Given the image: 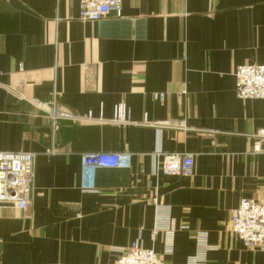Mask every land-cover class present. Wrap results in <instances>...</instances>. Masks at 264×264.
<instances>
[{"label":"crops","instance_id":"crops-1","mask_svg":"<svg viewBox=\"0 0 264 264\" xmlns=\"http://www.w3.org/2000/svg\"><path fill=\"white\" fill-rule=\"evenodd\" d=\"M78 11L77 0H0V151L34 154L30 207L0 204V264H113L134 240L187 264L197 231L215 247L209 263L264 264L229 229L239 201L264 193V99L239 98L234 76L264 64V0H122L96 21ZM96 152L130 164L97 168L83 190ZM172 152L193 154L192 175L154 172ZM153 196L187 226L170 255L151 237Z\"/></svg>","mask_w":264,"mask_h":264},{"label":"built area","instance_id":"built-area-1","mask_svg":"<svg viewBox=\"0 0 264 264\" xmlns=\"http://www.w3.org/2000/svg\"><path fill=\"white\" fill-rule=\"evenodd\" d=\"M78 18L82 21H96L106 17L111 11L120 14L122 0H77ZM235 93L241 99H264V64H243L234 71ZM155 99L163 100L165 94H153ZM40 106V104L38 105ZM52 120V129L57 130V119L60 115L56 111H48ZM114 121L125 122L128 116L127 108L116 104L113 110ZM85 118H91L88 112ZM264 138V130L256 133ZM256 151L260 150L257 141ZM51 149L45 152L51 153ZM32 152L27 151H0V204H8L19 210H26L31 205L30 193L33 176ZM130 164V154L124 152L108 153L96 152L85 156L82 160L81 188L91 191L94 189V175L100 167L127 168ZM154 172L161 171L166 175L193 174V154L165 153L161 161L153 166ZM154 216L151 228V237L160 236L162 239V253L170 255L174 248V237L177 229H186L187 226H178L171 215V209L156 196L152 198ZM229 229L250 249L264 251V193L258 200L242 198L238 205L231 210ZM196 251L186 260L187 264H213L205 259V252L215 247L207 242V234L203 231L195 233ZM118 257L113 264H164L161 257L151 248H145L137 240L132 241L124 248H118Z\"/></svg>","mask_w":264,"mask_h":264},{"label":"rangeland","instance_id":"rangeland-1","mask_svg":"<svg viewBox=\"0 0 264 264\" xmlns=\"http://www.w3.org/2000/svg\"><path fill=\"white\" fill-rule=\"evenodd\" d=\"M241 65H243V64H241ZM240 66V65H239ZM238 67V66H237Z\"/></svg>","mask_w":264,"mask_h":264}]
</instances>
